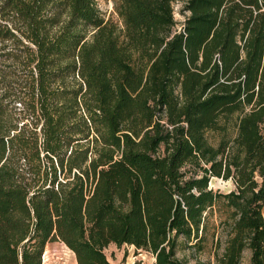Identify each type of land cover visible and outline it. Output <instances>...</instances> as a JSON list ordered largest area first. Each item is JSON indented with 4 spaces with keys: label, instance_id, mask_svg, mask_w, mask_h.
I'll return each mask as SVG.
<instances>
[{
    "label": "trees",
    "instance_id": "1",
    "mask_svg": "<svg viewBox=\"0 0 264 264\" xmlns=\"http://www.w3.org/2000/svg\"><path fill=\"white\" fill-rule=\"evenodd\" d=\"M176 1L0 0V264H264V0Z\"/></svg>",
    "mask_w": 264,
    "mask_h": 264
},
{
    "label": "rangeland",
    "instance_id": "2",
    "mask_svg": "<svg viewBox=\"0 0 264 264\" xmlns=\"http://www.w3.org/2000/svg\"><path fill=\"white\" fill-rule=\"evenodd\" d=\"M97 5L105 16H113L114 12V0H96ZM183 0H177L175 2V16L179 23L184 20V14L181 12ZM210 185L214 189H220L222 191H229L234 187L231 179L225 180L220 177H214ZM264 211V206H263ZM211 224L217 222V215H212L210 218ZM213 227L209 229L208 239L204 242V249L199 252V257L204 260L205 264H215L213 258V245L211 241L210 232ZM222 237L225 236L221 233ZM109 259L113 264H153L155 256L142 248H137L133 244H122L118 246L116 243H110L105 247ZM184 253L190 254V249L180 248V255ZM250 252L248 250L244 253V261L249 258ZM193 258H190L188 264H194ZM42 264H78L75 252L69 248L62 240H53L47 243L43 256Z\"/></svg>",
    "mask_w": 264,
    "mask_h": 264
}]
</instances>
